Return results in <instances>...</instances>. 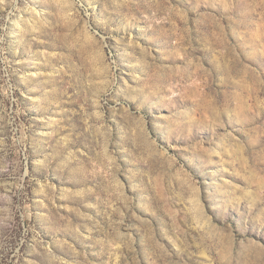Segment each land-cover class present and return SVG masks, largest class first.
I'll use <instances>...</instances> for the list:
<instances>
[{
    "label": "rangeland",
    "instance_id": "rangeland-1",
    "mask_svg": "<svg viewBox=\"0 0 264 264\" xmlns=\"http://www.w3.org/2000/svg\"><path fill=\"white\" fill-rule=\"evenodd\" d=\"M0 264H264V0H0Z\"/></svg>",
    "mask_w": 264,
    "mask_h": 264
}]
</instances>
